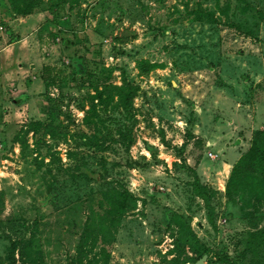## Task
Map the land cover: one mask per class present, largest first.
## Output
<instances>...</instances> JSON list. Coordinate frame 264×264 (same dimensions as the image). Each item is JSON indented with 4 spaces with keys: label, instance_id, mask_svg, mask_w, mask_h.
<instances>
[{
    "label": "rangeland",
    "instance_id": "rangeland-1",
    "mask_svg": "<svg viewBox=\"0 0 264 264\" xmlns=\"http://www.w3.org/2000/svg\"><path fill=\"white\" fill-rule=\"evenodd\" d=\"M21 1L0 0V264H101L113 191L108 264H264V0ZM124 79L130 108L86 125Z\"/></svg>",
    "mask_w": 264,
    "mask_h": 264
},
{
    "label": "trees",
    "instance_id": "trees-1",
    "mask_svg": "<svg viewBox=\"0 0 264 264\" xmlns=\"http://www.w3.org/2000/svg\"><path fill=\"white\" fill-rule=\"evenodd\" d=\"M20 2H23L21 0H10L11 5L13 6L14 13L15 15L19 17H26L32 13V11L37 7V3L34 2H29L23 4H20ZM74 3L77 1L74 0ZM21 6V7H20ZM70 10V7H69ZM80 60V59H78ZM139 66L141 70L144 71H151L155 69H159L160 65L156 63H145L143 61H140ZM78 69V67H76ZM76 69V70H77ZM50 73L46 70L44 74L42 75L43 81H47L49 79ZM84 76V75H83ZM81 75H75L74 79H81L83 78ZM95 94L89 97V108L85 113L84 116V122L86 125L91 124L92 120L94 118H99L97 115V110H96V105L95 101L97 103H100L103 107L107 106L110 103L116 104L117 107H120L123 111H127L130 106L132 99L134 98V95L136 93V87L133 84L128 83L125 79L122 81L121 85L116 86V85H103L101 89L96 87L94 89ZM38 123H35L37 125ZM258 140H260V137H258ZM250 150L248 153L241 159V160H246V159H251V158H257V157H262V154L259 152L258 148V141H254L251 144V147L249 148ZM242 162L239 161L234 167H233V172L230 175V179H232L235 175V172L239 169L240 165ZM193 193L197 197H204L203 193V188L201 187L198 178L195 176V181L191 185ZM111 192V191H109ZM112 196L114 197V203H113V212L107 215L105 218V223H104V230L101 232L103 235L100 238V241L98 242L102 243L101 250H99L98 256L100 258V263L101 264H108L109 259H110V252L109 248L113 245L114 243V237H115V232L117 231V228L119 226V223L122 219V216L124 215L125 212V205L128 196L125 195L124 193H119L116 191H113ZM186 228H188V231L190 232V240H186L184 238L183 241V246L185 244H192L195 242H199L198 239L194 236L193 232L191 231V228L186 225ZM12 252V251H11ZM206 250L202 251V254H200L198 257V260L203 256L206 255Z\"/></svg>",
    "mask_w": 264,
    "mask_h": 264
},
{
    "label": "water",
    "instance_id": "water-1",
    "mask_svg": "<svg viewBox=\"0 0 264 264\" xmlns=\"http://www.w3.org/2000/svg\"><path fill=\"white\" fill-rule=\"evenodd\" d=\"M207 259V255H203L199 260H197L194 264H204Z\"/></svg>",
    "mask_w": 264,
    "mask_h": 264
},
{
    "label": "crops",
    "instance_id": "crops-1",
    "mask_svg": "<svg viewBox=\"0 0 264 264\" xmlns=\"http://www.w3.org/2000/svg\"><path fill=\"white\" fill-rule=\"evenodd\" d=\"M22 21H24V20H22ZM26 24V23H25ZM22 29V31H24V30H26L27 28L26 27H23V28H21ZM19 42L20 41H18V42H16V43H18L19 44ZM17 45V44H16ZM13 47V46H12ZM15 48V47H14ZM35 52L37 53V50H35ZM35 57H37V55L35 54Z\"/></svg>",
    "mask_w": 264,
    "mask_h": 264
}]
</instances>
